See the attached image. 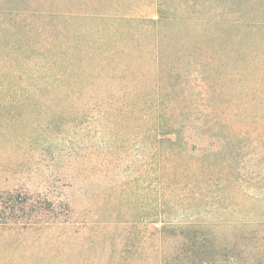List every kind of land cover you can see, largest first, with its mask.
<instances>
[{
	"label": "rangeland",
	"instance_id": "1",
	"mask_svg": "<svg viewBox=\"0 0 264 264\" xmlns=\"http://www.w3.org/2000/svg\"><path fill=\"white\" fill-rule=\"evenodd\" d=\"M158 1L0 0V203L17 196L57 205L49 223L0 218V264H159L184 247L182 235L161 230L169 219L161 220L151 192L150 124L118 106L91 104L80 89L33 91L42 75L31 64L40 58L26 47L68 49L77 61L81 54L69 46L85 44L102 18L109 30H136L144 45L140 68L150 72L151 36L134 20L157 19ZM181 1L193 4L187 7L193 17L179 26L189 41L183 52L194 51V69L209 79L188 89V101L195 116L212 107L210 131L185 136L181 146L193 163L217 170L215 186L191 190L183 205L202 211L215 252L234 246L238 264H264V0ZM14 47L25 62L8 69ZM174 53L168 58L175 60ZM17 88H27L34 101H20ZM253 243L263 246L243 253ZM184 251L177 262L190 264Z\"/></svg>",
	"mask_w": 264,
	"mask_h": 264
},
{
	"label": "trees",
	"instance_id": "2",
	"mask_svg": "<svg viewBox=\"0 0 264 264\" xmlns=\"http://www.w3.org/2000/svg\"><path fill=\"white\" fill-rule=\"evenodd\" d=\"M188 6L193 8V4L189 5L181 0H159L157 19L134 20L151 36V47L148 45L147 48L150 72H144L140 68V54L144 45L140 35L134 34L136 30L124 29L122 26L109 30L102 25V18H95L98 20V28L94 36L92 34L85 44L76 42L69 46L74 52L81 54L77 61L69 56L68 49H52L47 45L41 48L35 46L34 42L27 44V49L36 58H40L31 67L36 68L35 72L42 75L36 86L31 88L42 93L44 86H56L67 94L80 89L91 104H105L112 108L118 106L122 115L130 113L137 122L141 119L150 124L148 132L153 134L148 154L150 187L157 207L160 208L161 220L169 219L167 226H162L161 230L171 229L172 234L182 235L184 240V247L163 254V260L159 264H179L177 261L180 249L185 250L182 254L189 255L190 264H238L234 246L233 249L228 248L227 252L223 250L218 253L213 250L216 237H211L202 228V222L199 221L204 218L201 217L202 211H191L183 205L186 194L191 190L201 188L204 191L211 184L215 186L213 180L217 174V170L211 166L193 163L181 146L185 136L202 131L209 132L212 117V107L208 105L201 115L195 116L197 110L188 101V98L193 97L188 92L189 88L201 87L209 82L205 71L194 69V51L183 52V47L189 45V41L181 39L179 26L193 17L191 9H187ZM17 9L13 8L11 13H19ZM115 20L130 24L132 22L127 17H115ZM16 30L13 24L11 31L16 34ZM49 31L54 34L57 30L53 27ZM171 51L175 52V60L168 58ZM10 52L13 59L7 60V68L23 67L25 60H22L20 51L14 47ZM186 61L188 67L184 69ZM207 65L206 62L204 67H208ZM130 66L134 67L130 69ZM35 77L38 78L36 75ZM16 78L20 79L21 76ZM7 85L13 86L11 83ZM17 89L20 101H34L25 96L27 88ZM42 99L48 101L50 97L44 94ZM170 133L177 138L165 136ZM30 199L14 196L3 204L0 203V218L10 213L23 219L25 223L32 224L49 223L54 220H51L52 217L57 219L55 202L42 197L34 202ZM189 207L197 208L195 204ZM174 213L176 215L171 216ZM260 246L263 244L244 245L243 253L258 250Z\"/></svg>",
	"mask_w": 264,
	"mask_h": 264
}]
</instances>
